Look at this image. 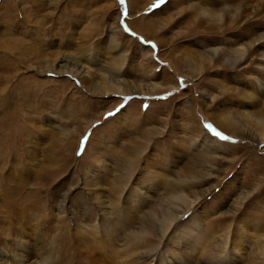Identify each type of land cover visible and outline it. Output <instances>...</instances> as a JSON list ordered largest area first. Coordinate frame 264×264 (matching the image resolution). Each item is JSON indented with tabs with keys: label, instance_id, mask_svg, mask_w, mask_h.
I'll use <instances>...</instances> for the list:
<instances>
[{
	"label": "rangeland",
	"instance_id": "374dc122",
	"mask_svg": "<svg viewBox=\"0 0 264 264\" xmlns=\"http://www.w3.org/2000/svg\"><path fill=\"white\" fill-rule=\"evenodd\" d=\"M0 264H264V0H0Z\"/></svg>",
	"mask_w": 264,
	"mask_h": 264
},
{
	"label": "bare ground",
	"instance_id": "6f19581e",
	"mask_svg": "<svg viewBox=\"0 0 264 264\" xmlns=\"http://www.w3.org/2000/svg\"><path fill=\"white\" fill-rule=\"evenodd\" d=\"M240 58H241L240 55H237V59L240 60Z\"/></svg>",
	"mask_w": 264,
	"mask_h": 264
}]
</instances>
